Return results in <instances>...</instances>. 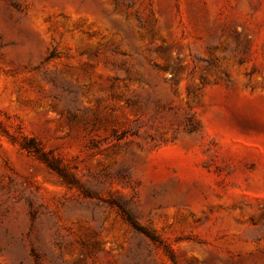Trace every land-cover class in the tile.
Wrapping results in <instances>:
<instances>
[{
	"label": "rangeland",
	"instance_id": "obj_1",
	"mask_svg": "<svg viewBox=\"0 0 264 264\" xmlns=\"http://www.w3.org/2000/svg\"><path fill=\"white\" fill-rule=\"evenodd\" d=\"M0 264H264V0H0Z\"/></svg>",
	"mask_w": 264,
	"mask_h": 264
},
{
	"label": "trees",
	"instance_id": "obj_2",
	"mask_svg": "<svg viewBox=\"0 0 264 264\" xmlns=\"http://www.w3.org/2000/svg\"><path fill=\"white\" fill-rule=\"evenodd\" d=\"M126 220L128 221V223L134 228V229H137L139 230V227L138 225L129 217L127 216Z\"/></svg>",
	"mask_w": 264,
	"mask_h": 264
}]
</instances>
